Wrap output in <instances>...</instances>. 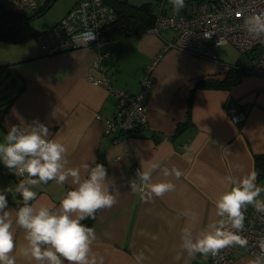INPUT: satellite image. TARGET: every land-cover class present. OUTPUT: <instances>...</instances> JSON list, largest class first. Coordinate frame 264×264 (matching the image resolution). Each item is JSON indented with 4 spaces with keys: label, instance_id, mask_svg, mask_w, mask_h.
Instances as JSON below:
<instances>
[{
    "label": "crops",
    "instance_id": "obj_1",
    "mask_svg": "<svg viewBox=\"0 0 264 264\" xmlns=\"http://www.w3.org/2000/svg\"><path fill=\"white\" fill-rule=\"evenodd\" d=\"M128 1H154L155 11L162 6L163 13H175L166 10L169 0ZM171 35V30L147 29L105 39L99 46L53 54L26 46L16 56L3 50L8 42L0 41V72L10 76L15 90L0 119V140L10 126L38 120L49 127V138L59 139L68 148L66 167H79L85 178L83 164L89 169L103 164L109 190L119 193L113 207L85 219L96 233L93 251L103 264H207L209 254L188 256L180 248V229L188 222L181 212L191 209L198 214L195 236L209 230L207 226L217 219L215 201L229 187L225 177L255 171L258 185L264 187V77L244 72L229 87L206 85V80L223 79L231 65L218 57L168 48L153 65L146 126L118 137L104 133V119L116 112L115 90L136 93L144 69ZM103 76L109 86L91 80ZM230 104L243 112L238 122L229 118ZM151 163L159 168L150 182H171L175 190L146 203L130 185L140 184L137 172ZM237 164L241 168H235ZM164 169L170 174L165 176ZM173 169L181 176L176 177ZM5 171L9 170L0 164V189L14 188ZM73 187L71 177L65 184L39 185L33 189L37 199L32 203L54 209ZM8 199L10 208L22 206V198L14 191ZM13 232L18 245L26 243L23 229L14 224ZM254 258L242 253L231 264H249ZM16 264L29 261L17 256Z\"/></svg>",
    "mask_w": 264,
    "mask_h": 264
},
{
    "label": "clouds",
    "instance_id": "obj_2",
    "mask_svg": "<svg viewBox=\"0 0 264 264\" xmlns=\"http://www.w3.org/2000/svg\"><path fill=\"white\" fill-rule=\"evenodd\" d=\"M173 9L179 12L185 7V0H169ZM240 15L239 13L237 14ZM244 27L252 40L264 42V12H257L243 17ZM214 33H204L205 39H211ZM95 38L94 33L91 34ZM223 37L218 45L224 43ZM22 120V118H21ZM47 125L34 120L9 127L0 142V164L14 176L22 179L14 188L0 189V264H16L17 256L35 264H103V258L93 251L96 233L82 221L95 218L96 213L109 209L117 203L119 193L109 190L107 169L103 164L95 163L89 169L87 163L82 167L87 171L81 177L79 167H66L68 148L59 139L49 138ZM241 168L240 165H234ZM159 168L158 163H151L147 169L137 172L140 184L133 181L132 192L142 193L146 203L154 197H163L174 191L175 185L161 181L152 183V172ZM164 175L170 173L164 169ZM176 177L179 170L173 169ZM255 171L240 176L229 175L225 181L229 187L215 201L217 219L194 236V229L199 223V216L191 209L181 212L188 222L180 229V248L188 256L196 253L217 255L221 250L239 246L245 248L249 241L241 233L245 227V211L251 206L257 213L264 214V187L257 183ZM69 177L74 187L68 190L58 206H35L37 192L33 189L47 185L50 181L65 184ZM19 194L22 206L9 207L8 194ZM24 230V244H17L13 226ZM260 254L249 264H264V236L256 241Z\"/></svg>",
    "mask_w": 264,
    "mask_h": 264
},
{
    "label": "built area",
    "instance_id": "obj_3",
    "mask_svg": "<svg viewBox=\"0 0 264 264\" xmlns=\"http://www.w3.org/2000/svg\"><path fill=\"white\" fill-rule=\"evenodd\" d=\"M46 1L6 0V6L14 12L24 14L39 10ZM257 12H264V0H215L197 4L189 12L171 14L163 13L161 6L156 12L154 24L148 29L156 33L170 29L172 35L164 41L153 62L144 69L140 89L136 93L115 90L116 112L104 119V133L118 137L121 134L136 133L146 126L147 94L154 86L153 65L168 48L215 58L216 55L211 54V46L218 45L219 38L223 37L225 42L220 45L229 44L241 53L248 54L250 62L245 66L244 72L264 77V42L250 39L243 22V17ZM115 17L113 7L105 0H77L59 21L38 34L37 39L47 54L99 46L103 41V29ZM93 33L94 39L91 35ZM204 33L214 34L211 39H205ZM91 80L109 86L105 76ZM226 109L231 121L238 122L242 119L243 112L235 105L230 104ZM245 217V227L241 234L247 237L248 246H231L217 255L209 254L207 264H231L239 254L247 253L253 257L260 254L256 241L264 236V214L257 213L249 206Z\"/></svg>",
    "mask_w": 264,
    "mask_h": 264
},
{
    "label": "trees",
    "instance_id": "obj_4",
    "mask_svg": "<svg viewBox=\"0 0 264 264\" xmlns=\"http://www.w3.org/2000/svg\"><path fill=\"white\" fill-rule=\"evenodd\" d=\"M105 1L113 7L116 17L111 24L103 29V40L139 34L154 24L157 12L154 9V1H145L140 4H133L128 0ZM49 2L50 0H47L39 10L30 12L29 14H23L10 10L4 2L0 1V41L18 43L37 37L38 34L45 31L46 29L37 30L33 28L30 21L43 13ZM244 68L245 66L240 63L231 64L223 79L217 81L210 79L204 81V83L215 87H229L240 80V75L244 73ZM17 94L18 92H16ZM13 98L11 97L8 103L2 108L0 119ZM262 168H264V165H262ZM88 221L89 219L82 221V223L87 224Z\"/></svg>",
    "mask_w": 264,
    "mask_h": 264
},
{
    "label": "rangeland",
    "instance_id": "obj_5",
    "mask_svg": "<svg viewBox=\"0 0 264 264\" xmlns=\"http://www.w3.org/2000/svg\"><path fill=\"white\" fill-rule=\"evenodd\" d=\"M6 3V0H0ZM76 0H55L53 4L47 8L42 14L36 16L35 18L31 19V25L33 28L37 30H43L50 28L54 23L59 21L68 11V9L72 6V4ZM199 1L204 2H214L215 0H185V7L181 9L180 13L189 12L192 10V8L195 6V4ZM166 10L168 12H177L173 9L172 5L169 1L166 2ZM30 12H27L26 14H29ZM170 30V29H166ZM25 42V41H22ZM28 44L24 45V47H18L15 44L21 43H12L8 42L7 47H3V50L8 52L9 54H14L11 56H16L20 54V50H25L26 46L28 49H34L40 47L42 49L41 43L39 44L36 38H31L27 40ZM11 43V44H10ZM16 46V47H14ZM7 48V49H6ZM211 54H215L216 57H218L220 60L228 63V64H234V63H244V62H250V58L247 53H241L236 49L234 46L229 44L224 45H212L211 46ZM11 78L9 75H7L4 71L0 72V113L2 112V108L4 105L8 103V100L15 94V90L12 89L13 84L10 82ZM12 85V86H10ZM1 135V132H0ZM2 142V140H0ZM5 176L8 178L10 182H13L14 186L16 183L19 182V179L17 176H14L12 173L10 174L9 171H5Z\"/></svg>",
    "mask_w": 264,
    "mask_h": 264
},
{
    "label": "water",
    "instance_id": "obj_6",
    "mask_svg": "<svg viewBox=\"0 0 264 264\" xmlns=\"http://www.w3.org/2000/svg\"><path fill=\"white\" fill-rule=\"evenodd\" d=\"M54 1H55V0H50V2H49V4H48L47 8H49V7L53 4ZM47 8H46V9H47Z\"/></svg>",
    "mask_w": 264,
    "mask_h": 264
}]
</instances>
